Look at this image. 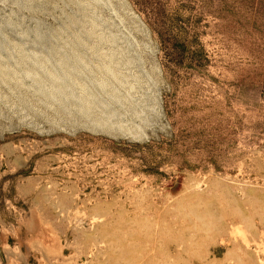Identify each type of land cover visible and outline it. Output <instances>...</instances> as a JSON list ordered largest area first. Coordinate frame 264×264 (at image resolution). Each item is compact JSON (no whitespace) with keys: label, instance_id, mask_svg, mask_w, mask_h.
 <instances>
[{"label":"rangeland","instance_id":"obj_1","mask_svg":"<svg viewBox=\"0 0 264 264\" xmlns=\"http://www.w3.org/2000/svg\"><path fill=\"white\" fill-rule=\"evenodd\" d=\"M0 264H264V0H0Z\"/></svg>","mask_w":264,"mask_h":264}]
</instances>
